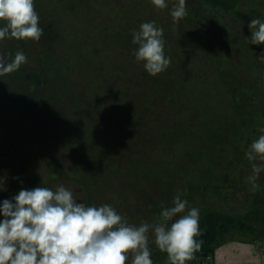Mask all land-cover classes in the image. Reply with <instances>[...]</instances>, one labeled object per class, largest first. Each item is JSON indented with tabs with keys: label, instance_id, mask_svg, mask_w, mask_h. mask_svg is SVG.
I'll use <instances>...</instances> for the list:
<instances>
[{
	"label": "rangeland",
	"instance_id": "obj_1",
	"mask_svg": "<svg viewBox=\"0 0 264 264\" xmlns=\"http://www.w3.org/2000/svg\"><path fill=\"white\" fill-rule=\"evenodd\" d=\"M229 1L186 0L188 15L173 22L178 0L164 9L151 0H34L40 40L0 41V53L26 55L22 72L43 76L26 88L18 71L0 76V205L21 189L63 185L78 202L111 205L139 225L155 223L181 192L200 220L211 211L256 227L227 233L197 264H264V171L250 191L260 162L246 157L264 134V44H250L248 27L264 21V0ZM153 21L171 58L156 76L132 43ZM240 238L256 243L253 255ZM149 248L153 264L168 262L151 231Z\"/></svg>",
	"mask_w": 264,
	"mask_h": 264
},
{
	"label": "clouds",
	"instance_id": "obj_2",
	"mask_svg": "<svg viewBox=\"0 0 264 264\" xmlns=\"http://www.w3.org/2000/svg\"><path fill=\"white\" fill-rule=\"evenodd\" d=\"M157 9L168 7L166 0H151ZM188 15L186 0L173 5V22ZM0 41L5 39L39 41L43 29L34 0H0ZM250 44H264V21L253 18L248 25ZM137 62L152 76L164 72L171 58L165 56L163 28L155 22L142 23L132 33ZM0 53V76L17 71L27 63L23 51ZM257 58L264 61V52ZM264 133V128L259 130ZM246 157L252 164L248 178L256 192L259 174L264 171V134L253 140ZM177 192L173 206L162 209L155 223L130 224L111 205L87 206L78 202L73 191L39 186L21 189L0 205V264H153L149 232L158 250L166 253L169 264H187L196 259L203 241L199 208H187L188 201ZM175 218V219H174ZM171 222V223H169Z\"/></svg>",
	"mask_w": 264,
	"mask_h": 264
},
{
	"label": "trees",
	"instance_id": "obj_3",
	"mask_svg": "<svg viewBox=\"0 0 264 264\" xmlns=\"http://www.w3.org/2000/svg\"><path fill=\"white\" fill-rule=\"evenodd\" d=\"M211 1L214 4H220L224 8H228L230 5L229 0H207ZM232 4V3H231ZM20 72V75L22 76L21 82L23 85V88L28 87L31 82L36 85L40 81H43V76L38 73H30V72H22L20 69L17 70ZM261 204L264 205V201L261 200ZM258 210H254L255 215H250L248 217H256ZM253 213V214H254ZM246 222L239 217H234L231 215H227L224 213L219 212H207L204 217L199 221L200 224V231L201 235L197 237L198 241H203L201 250L196 253V259L190 262H187V264H197L199 262V259L202 258H208V256H211L215 253L216 246L225 240V235L229 232L236 231L237 229L240 230H251L253 231L256 227L246 223ZM241 239V238H240ZM242 240V239H241ZM169 264V261L166 263Z\"/></svg>",
	"mask_w": 264,
	"mask_h": 264
},
{
	"label": "crops",
	"instance_id": "obj_4",
	"mask_svg": "<svg viewBox=\"0 0 264 264\" xmlns=\"http://www.w3.org/2000/svg\"><path fill=\"white\" fill-rule=\"evenodd\" d=\"M239 241H242L241 243L243 244V252H249L251 255H253V247L256 244L255 242H249L248 240H241L239 239Z\"/></svg>",
	"mask_w": 264,
	"mask_h": 264
}]
</instances>
